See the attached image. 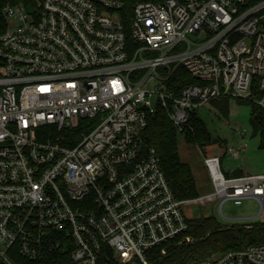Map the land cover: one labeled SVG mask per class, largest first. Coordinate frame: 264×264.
Segmentation results:
<instances>
[{
    "label": "built area",
    "instance_id": "1",
    "mask_svg": "<svg viewBox=\"0 0 264 264\" xmlns=\"http://www.w3.org/2000/svg\"><path fill=\"white\" fill-rule=\"evenodd\" d=\"M3 14L0 264H155L192 241L190 204L256 200L264 219V171L227 177L202 154L214 192L178 199L143 136L157 108L182 137L213 98L264 111V0H32ZM178 67L197 82L176 93ZM187 264H264V243Z\"/></svg>",
    "mask_w": 264,
    "mask_h": 264
},
{
    "label": "trees",
    "instance_id": "2",
    "mask_svg": "<svg viewBox=\"0 0 264 264\" xmlns=\"http://www.w3.org/2000/svg\"><path fill=\"white\" fill-rule=\"evenodd\" d=\"M31 1L0 0V32L6 24L3 7L6 4L29 5ZM168 82L169 87L177 93L184 85L194 84L197 81L181 67H178L172 72ZM229 100V97H217L211 99L208 104L226 114ZM236 100L250 105V129L252 136L258 135V147L264 154V111L251 100ZM189 125L191 130L189 129L184 133V141L197 145L205 156L219 155L222 161L227 150L225 142L210 136L205 124L196 115L195 111L190 114ZM143 136L146 144L155 149L163 173L175 197L178 199L198 197L191 167L180 159L177 146L178 134L169 122L165 110L157 108L154 113L147 117V125L143 131ZM215 145L221 148L217 153L213 152ZM204 147L209 148L205 149ZM223 173L227 177H235L251 172L237 166L227 169ZM187 224V234L191 236L192 241L170 247L167 255L157 260L155 264H187L194 259L206 258L216 253L244 249L253 244L264 243V222L259 220L223 226L213 216H200L197 218L187 217ZM63 255L65 262L67 261V255L65 253ZM13 259L16 264H32L19 255L13 256ZM99 264L115 263L102 256Z\"/></svg>",
    "mask_w": 264,
    "mask_h": 264
},
{
    "label": "rangeland",
    "instance_id": "3",
    "mask_svg": "<svg viewBox=\"0 0 264 264\" xmlns=\"http://www.w3.org/2000/svg\"><path fill=\"white\" fill-rule=\"evenodd\" d=\"M156 86L155 82L148 84L151 89ZM229 99L226 114L216 110L210 104L196 109L195 113L205 124L210 136L225 142L226 148L245 145L243 151L235 159L225 154L221 161L222 171L239 166L251 173L262 172L264 170V154L258 147V135L252 136L249 125L250 105L239 102L236 100L237 98ZM177 146L181 161L188 163L191 167L198 197L213 193L214 188L203 163L201 148L186 143L181 135L177 137ZM220 149L218 145H215L213 152L217 153ZM182 211L189 218L213 216L223 226L258 220L264 222L262 217L252 219L259 211V204L256 200H243L240 205H235L232 201L227 200L222 203L221 211H219V200L204 204H190L183 206Z\"/></svg>",
    "mask_w": 264,
    "mask_h": 264
},
{
    "label": "water",
    "instance_id": "4",
    "mask_svg": "<svg viewBox=\"0 0 264 264\" xmlns=\"http://www.w3.org/2000/svg\"><path fill=\"white\" fill-rule=\"evenodd\" d=\"M258 215H259V211H258V214H257L256 216L252 217V219H254V218L258 217ZM250 219H251V218H250Z\"/></svg>",
    "mask_w": 264,
    "mask_h": 264
},
{
    "label": "crops",
    "instance_id": "5",
    "mask_svg": "<svg viewBox=\"0 0 264 264\" xmlns=\"http://www.w3.org/2000/svg\"><path fill=\"white\" fill-rule=\"evenodd\" d=\"M263 172V171H262ZM258 173V172H257ZM247 174H251V173H247Z\"/></svg>",
    "mask_w": 264,
    "mask_h": 264
}]
</instances>
